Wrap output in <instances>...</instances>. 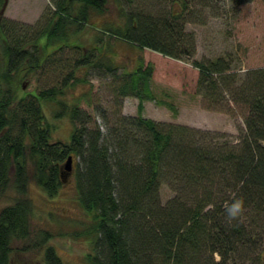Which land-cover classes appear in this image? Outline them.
Returning <instances> with one entry per match:
<instances>
[{"label":"trees","instance_id":"16d2710c","mask_svg":"<svg viewBox=\"0 0 264 264\" xmlns=\"http://www.w3.org/2000/svg\"><path fill=\"white\" fill-rule=\"evenodd\" d=\"M115 1L124 24H108L102 36L187 62L196 47L186 26L197 22L200 13L214 11L217 2L158 0L159 13L143 14L128 11L133 0ZM251 1L228 3L240 7ZM108 3L59 0L52 16L36 27L0 19V82L4 71L10 78L25 69L36 75L52 56L74 53L57 66V78L43 80L30 96L16 98L10 85L2 92L0 196L11 189L26 194L29 163L43 191L55 196L65 184L62 167L72 157L77 162L80 205L94 215L87 227L93 235L92 264H217L214 253L222 257L219 264H264V68L241 76L229 74L233 70L223 59L193 61L205 97L216 100L219 91L245 110V130L235 143L226 135L146 119L144 103L155 100L153 68L141 64L127 72L109 55L111 41L108 50L104 48L102 36L88 50L72 45L69 29L82 32L94 16L108 12ZM3 4L0 0V7ZM44 39L57 45L45 60L40 52ZM93 68L112 80L115 96L139 101L137 116L119 114L110 124L104 115L108 124L102 131L79 103L62 100L68 89L83 82L79 72ZM44 103L59 106L56 118L69 117L73 125L69 141L52 142ZM163 186L174 193L166 203L161 198ZM241 197L244 214L229 223L225 203ZM31 212L30 203L21 199L0 210V264L10 263L15 251L11 244L31 236ZM50 237L44 233L42 243ZM44 259L45 264H62L52 246Z\"/></svg>","mask_w":264,"mask_h":264},{"label":"rangeland","instance_id":"374dc122","mask_svg":"<svg viewBox=\"0 0 264 264\" xmlns=\"http://www.w3.org/2000/svg\"><path fill=\"white\" fill-rule=\"evenodd\" d=\"M58 1L3 0L0 19L36 27L43 19L52 16ZM118 5L115 0H109L108 12L102 16H94L82 32L71 27L69 31L73 36L72 45L84 46L85 50L91 49L106 30L105 26L111 23L124 24L125 20L120 16ZM160 6L158 0H133L128 11L155 14L160 12ZM214 7V11L212 9V12L208 10L200 13L195 18L197 22L186 26V32L194 34L196 47V54L189 62L110 40L108 35L102 37L106 50L107 43L111 41L112 51L109 55L127 72L136 71L141 64L153 68L151 89L155 100L144 103V118L226 135L235 143L245 130V110L232 103L229 95L219 91L216 93L220 94L216 96V100L205 97L204 91L199 88L200 71L194 67L193 61L206 64L223 59L231 65L233 71L229 74L241 76L246 72L264 68V0H253L240 7L230 5L228 0H217ZM56 46L53 41L44 39L40 44L42 59L54 54ZM69 57H74V53L52 56L45 69L38 71L36 75L25 73V69L10 78L4 71V81L0 82V97L9 85L16 98L30 96L40 84H44L43 80L57 78V66L65 63ZM87 70L89 69L79 72L83 82L66 91L62 98L64 102L71 105L79 103L102 131H106L108 124L103 118L104 115L108 116L110 124L114 123L119 114L137 116V99L118 98L110 87V78L97 69H90L89 74ZM65 74L64 71L60 79ZM43 109L53 129L52 142L69 141L73 131L69 117L56 118L55 114L60 108L54 103H44ZM76 164L73 161L74 171L65 178V184L55 196L43 191L33 175L31 163L28 164L30 184L26 194L20 195L11 189L0 196V210L11 206L17 199L30 203L32 209L29 218L31 236L26 242L11 244L15 251L11 253L9 264H45V250L49 246L55 249L62 264H92L93 235L87 227L94 222V215L86 213L80 205L75 177ZM173 196L174 193L167 186L161 188L163 203ZM44 233L51 236L46 243H42Z\"/></svg>","mask_w":264,"mask_h":264},{"label":"clouds","instance_id":"9594fccd","mask_svg":"<svg viewBox=\"0 0 264 264\" xmlns=\"http://www.w3.org/2000/svg\"><path fill=\"white\" fill-rule=\"evenodd\" d=\"M224 207L226 209V219L231 223L233 220L242 218L245 211V202L242 197L235 198L230 203L226 202ZM213 257L217 261V264H219V261L222 259L219 253H214Z\"/></svg>","mask_w":264,"mask_h":264},{"label":"water","instance_id":"95a60500","mask_svg":"<svg viewBox=\"0 0 264 264\" xmlns=\"http://www.w3.org/2000/svg\"><path fill=\"white\" fill-rule=\"evenodd\" d=\"M3 13V10H2ZM62 169L65 171V175H63L64 178L69 177L73 172V159L72 157H69L67 160V163L62 167Z\"/></svg>","mask_w":264,"mask_h":264}]
</instances>
